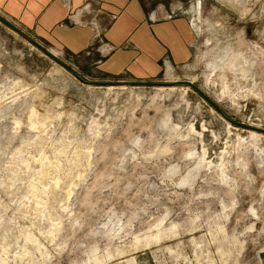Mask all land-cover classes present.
I'll return each mask as SVG.
<instances>
[{
  "label": "rangeland",
  "instance_id": "374dc122",
  "mask_svg": "<svg viewBox=\"0 0 264 264\" xmlns=\"http://www.w3.org/2000/svg\"><path fill=\"white\" fill-rule=\"evenodd\" d=\"M29 2L0 15L82 78L188 80L264 128V0ZM0 264H264V134L185 84H84L0 21Z\"/></svg>",
  "mask_w": 264,
  "mask_h": 264
},
{
  "label": "water",
  "instance_id": "95a60500",
  "mask_svg": "<svg viewBox=\"0 0 264 264\" xmlns=\"http://www.w3.org/2000/svg\"><path fill=\"white\" fill-rule=\"evenodd\" d=\"M0 21L4 23L6 26H8L10 29L15 31L18 35L23 37L25 40L30 42L32 45H34L36 48H38L40 51H42L44 54L48 55L50 58H52L54 61L62 65L65 69H67L75 78H77L79 81H81L84 84L87 85H126V86H155V85H172V84H185L189 87L193 88L196 92H198L206 101L209 102L211 106H213L228 122L241 126L244 128L252 129L254 131L260 132L264 134V128L255 127L252 125H247L244 123H240L237 121L232 120L230 117H228L223 110L213 101L211 100L205 93H203L193 82L188 80H182V81H173V82H164V81H155V80H116V81H98V80H86L82 78L73 68H71L69 65L64 63L61 59L56 57L53 53H51L47 48H45L43 45H41L37 40H35L32 36L28 35L24 31H22L20 28H18L14 23L0 15Z\"/></svg>",
  "mask_w": 264,
  "mask_h": 264
},
{
  "label": "crops",
  "instance_id": "0c3cea01",
  "mask_svg": "<svg viewBox=\"0 0 264 264\" xmlns=\"http://www.w3.org/2000/svg\"><path fill=\"white\" fill-rule=\"evenodd\" d=\"M64 1H68L71 6H77L82 2V0H64ZM103 1H105V0H103ZM112 1H118V2L122 3L123 0H112ZM29 4H32L35 6V9H34L35 11L41 10L39 8L40 6H43V7L46 6V8H45L46 10L51 9V11H57V13L59 14V17L61 16V14L63 12L67 11V8H68V5L67 4L64 5L62 0H31V2H29ZM103 5L107 6L108 4L103 2ZM134 16L136 17L134 19V22H136V19L139 16H138V14H136ZM56 17H58V16H56ZM121 20H122L121 26H126L125 23L123 24V18Z\"/></svg>",
  "mask_w": 264,
  "mask_h": 264
},
{
  "label": "snow or ice",
  "instance_id": "6c2138e0",
  "mask_svg": "<svg viewBox=\"0 0 264 264\" xmlns=\"http://www.w3.org/2000/svg\"><path fill=\"white\" fill-rule=\"evenodd\" d=\"M160 3H163L165 5L166 8H168V6H170L174 0H159ZM185 3H187V0H185ZM170 10V8H169Z\"/></svg>",
  "mask_w": 264,
  "mask_h": 264
},
{
  "label": "bare ground",
  "instance_id": "6f19581e",
  "mask_svg": "<svg viewBox=\"0 0 264 264\" xmlns=\"http://www.w3.org/2000/svg\"><path fill=\"white\" fill-rule=\"evenodd\" d=\"M50 51V50H49ZM51 53H53L52 51H50ZM54 54V53H53ZM55 55V54H54ZM159 86H164V85H159Z\"/></svg>",
  "mask_w": 264,
  "mask_h": 264
}]
</instances>
